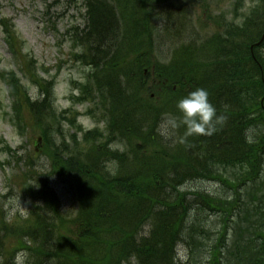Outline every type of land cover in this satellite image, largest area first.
I'll return each mask as SVG.
<instances>
[{
	"label": "trees",
	"instance_id": "16d2710c",
	"mask_svg": "<svg viewBox=\"0 0 264 264\" xmlns=\"http://www.w3.org/2000/svg\"><path fill=\"white\" fill-rule=\"evenodd\" d=\"M86 3L88 23L83 30L76 29L74 36L84 47L78 58L91 67L92 74L86 85L80 84L82 96L77 100L99 104L107 120L105 134L109 132L111 136L104 137L98 128L87 133L85 144L78 143L73 136L76 150L72 151L73 146L66 144L59 128L61 120L53 108L51 83L47 86L38 82L43 90L42 98L31 100L16 72L3 73L15 98L13 108L17 119H22L21 110L25 106L42 130L45 154L52 162L49 174L75 177L76 183L73 193L79 211L71 224L67 219L69 214L62 213L63 204L50 186L49 176L45 180L37 179L34 184L28 182L33 223L24 231L25 242L20 247L30 255L28 264H128L130 259L136 264H181L177 251L170 252L176 243L185 244L190 255L195 248L205 252L209 260L204 264H264V41L254 47L253 54L250 50L264 34V0H255L241 22L226 25L218 39L223 48L210 63V66L223 64V70L215 67L216 79L193 85L196 74L189 75L191 89L204 87L218 114L226 116L225 123L217 125L215 134L205 138L208 144L201 146L204 150L201 161L197 157L191 159L185 142L172 158L163 144H157L159 127L151 122L157 108L152 103L149 106L147 98L132 96L147 87L146 76L120 65L130 54L124 53L116 13L109 3L97 0ZM138 24L141 26L140 21ZM0 25L13 54L21 56L19 48L25 42L16 34L14 24L1 18ZM123 35L128 39V34ZM147 53L143 52L135 61H141ZM34 63L30 58L27 71H31ZM200 63L197 61L195 71L205 79L207 73L199 70ZM201 65L204 68L206 63ZM120 70L125 72L120 74ZM157 71L162 79H173L172 67H158ZM122 90L129 91L128 96H123L124 101L119 103L111 98L112 92ZM171 101L165 99L166 103ZM129 108H142L144 115L126 122L125 112ZM60 118L81 130L75 117L70 119L63 114ZM249 132L254 139L252 144L246 142ZM56 135L62 138V146L57 145ZM137 136L143 140L135 139ZM116 139L129 152L137 153L135 159L128 162L121 153L105 152L102 147ZM163 148L165 154L161 153ZM109 161L123 167L118 176L104 171ZM149 161L153 163L147 164ZM130 163L137 164V168L132 170ZM126 170L129 175L125 179ZM197 178L217 180L225 188L224 193L214 196L198 192L195 204L190 203L182 189ZM193 210L197 214L194 220ZM202 212L219 215L221 228L207 229L200 218ZM120 214H124V219L119 221ZM146 224H151L148 234L140 235ZM72 225L75 230L64 231ZM8 227L1 219L3 264H13L17 252L3 248ZM193 241L196 244L192 248Z\"/></svg>",
	"mask_w": 264,
	"mask_h": 264
},
{
	"label": "rangeland",
	"instance_id": "374dc122",
	"mask_svg": "<svg viewBox=\"0 0 264 264\" xmlns=\"http://www.w3.org/2000/svg\"><path fill=\"white\" fill-rule=\"evenodd\" d=\"M101 1L110 3V8L114 12L116 11L120 27L122 23L126 24L119 28V36L122 39L121 42L124 43V53L130 54L127 66H137L139 61L135 60H138L137 58L143 52H148L147 56H143L141 59L143 67L137 68V74L146 76L147 86L154 80H161L160 78L155 79L154 76L155 73L160 72L157 71L158 67H173L174 63H181L188 59L189 53L193 54L195 57L193 60L196 62V57L200 62L215 58L223 48L219 41H215L222 33V22H229L236 14H241V11H235L239 0H142V5L135 0ZM126 1H133L129 5H137L138 9L134 10L132 5L130 10L126 11L124 9ZM253 1L246 0L243 8L248 9ZM146 13L148 14L145 18ZM85 14L84 0H0V19L7 18L13 22L16 34L25 42L23 48H19L20 60L15 55L13 56V53L11 54L0 26V217L9 226L3 244V248L8 252L23 250L20 247L25 242L24 231L33 223L31 199L27 193L28 182L34 184L37 183V179L45 180V176H49L50 186L60 196L61 204L64 205L62 213L66 216L69 214L67 219L71 224L78 214L79 206L74 197L75 191L72 192L76 188V183L73 182L75 177L68 179L58 177L56 174H49L52 172V162L45 154V144L41 139L42 130L36 125V118L25 106L21 110L22 119H17L13 108L15 98L11 96L2 73L4 70L15 71L21 78L31 100L41 97L43 90L39 83L47 84V86L51 83L50 92L56 113L63 114L66 111L70 119H73V115H75L77 125H81L84 129L79 133L66 120L62 119L59 122V128L64 135H67V145L73 146L71 139L73 136H76L78 143L83 144V139L86 136L84 131L93 130L97 126L104 130V120L98 122L101 115L98 108L95 114H87L88 111L93 110V105L95 106L92 101L76 103L72 99L79 95L77 86L80 83L85 84L88 75H91L90 69L76 57L82 52L83 46L75 44L73 41L74 28L82 29L86 26ZM133 14H139L135 17L137 20H132ZM141 18H145L140 21L142 27L138 24ZM147 33L149 34L148 38ZM123 34H128V39L123 38ZM135 34L146 39L140 47H138L139 39L133 38ZM130 37L135 40V44L133 40H129ZM129 43L131 44L129 45ZM137 49L138 52L135 51ZM30 57L35 63L31 71H27ZM213 67L205 69L207 73V77L204 79L205 83L216 79L217 70ZM23 68L27 75L24 74ZM173 86L170 85V90L162 94V97L157 95L156 90L147 87L140 92L145 99L150 100H146L149 106L152 103L157 108L151 122L158 124L160 136L157 143L163 144L165 149L172 153L170 156L167 155L171 158L173 154L178 155V149L171 147L179 146L181 141L185 142L189 136H186L184 126L172 129L169 124L172 119H180L181 114L176 108L179 100L174 101L172 108L169 107V109L166 105L163 106L164 99L173 96V94L182 99L192 91L189 84H187L189 89L182 87L183 84L177 85L175 92H173ZM152 94H155L153 98ZM141 115H144L142 108H129L125 112L126 122L139 119ZM53 121L54 119L51 120V123ZM43 122L45 123V120ZM47 123H50V120ZM249 134L251 135L250 132ZM56 139L57 145L62 146V138L56 135ZM135 139L143 140L140 136ZM114 146L122 148V145L118 143ZM71 148L72 151H75V144ZM127 156L130 159H135L137 153L127 151ZM194 156L197 157V161L202 160V157L193 154L191 155L193 161ZM137 166V164L134 165L132 170ZM104 171L118 176L116 174L121 173L123 167L120 164L109 162ZM33 172H36L37 175L35 176ZM182 190H187V199L190 203L195 204V195L198 191L211 192L212 195L214 193L215 196H219L224 193L225 188L218 185L215 180L197 178L193 182L186 183ZM202 213L200 218L207 229L209 227L217 230L221 228L222 219L219 215L209 212ZM196 215V211L193 210L191 219L194 220ZM123 219L124 216L117 218L119 221ZM149 225L143 226L140 235H145L149 231ZM72 230H75L74 226L64 229L66 232ZM195 244V241L191 243L192 248ZM187 249L184 245L178 249L179 259L183 263L204 264L209 260L205 252L201 253L197 248H195L194 254L189 257ZM29 258L30 255L28 261ZM0 263L3 264L2 256H0ZM132 264L136 263L132 262Z\"/></svg>",
	"mask_w": 264,
	"mask_h": 264
},
{
	"label": "clouds",
	"instance_id": "9594fccd",
	"mask_svg": "<svg viewBox=\"0 0 264 264\" xmlns=\"http://www.w3.org/2000/svg\"><path fill=\"white\" fill-rule=\"evenodd\" d=\"M176 108L181 114L180 119L170 120V127L176 129L184 126L186 136H212L217 131V125H222L226 121V116L218 114L217 108L209 99L208 91L204 88H196L189 92L177 102ZM183 142L182 140L181 143ZM246 142L254 143L253 137L246 135ZM13 264H28V253L23 250L17 252Z\"/></svg>",
	"mask_w": 264,
	"mask_h": 264
},
{
	"label": "bare ground",
	"instance_id": "6f19581e",
	"mask_svg": "<svg viewBox=\"0 0 264 264\" xmlns=\"http://www.w3.org/2000/svg\"><path fill=\"white\" fill-rule=\"evenodd\" d=\"M133 5V9L135 10H137L138 9V6L137 5H134V4H132ZM147 14L148 13H146L145 14V18H146V16H147ZM145 18H141L140 19V21L141 20H143V19H145ZM141 23V22H140ZM141 27H142V25H141ZM120 32V30H118V33ZM135 36H137V34H135ZM195 57L193 56V54L192 53H189V57H188V59H186V60H184V61H182L181 63H174L175 65H173V67H172V69H173V74H172V80L169 82V84L170 85H174L173 87H176L177 85H182L183 83L186 85V87H187V84H189L190 85V83L188 82V80H189V75H191L192 73H194V74H196V76L195 77H193V85H195L197 82L198 83H200V81H204V78L202 77V75H201V73L200 72H198V71H195V65H196V61H194L193 59H194ZM196 59H197V61H199L200 62V60H199V58H197L196 57ZM202 63H206V65H205V67L203 68V66L201 65ZM211 59L210 60H208V61H206V62H204V61H201V63H200V67H199V70H204L205 71V69H209L210 67H212V66H210L211 64ZM219 63V62H218ZM218 63H216V64H214V67L213 68H215L216 67V65L218 66V67H216V68H218V70H223V64H218ZM197 68V67H196ZM215 68V69H216ZM185 82H187V83H185ZM202 86H200L199 85V87H196V88H201ZM188 88V87H187ZM190 88H191V85H190ZM202 88H204V87H202ZM136 91V90H135ZM141 91V90H140ZM140 91L138 92V94L136 93V94H132V96H138V98H145V97H143L142 95H141V93H140ZM128 94H129V91L128 90H122V92H118V91H115V92H112V96H111V98L113 99V100H115V101H117V102H119V103H121L122 101H124L123 100V96H128ZM210 96V95H209ZM210 99V98H209ZM178 137H179V135H178ZM208 138V136H205V135H199V136H197V135H193V136H189V137H187V139L185 140V144H186V147L188 148V151H191V152H193L195 155H199V157L204 153V150H203V147H201L202 146V144H204L205 142H207V144H208V140H206V139ZM238 138V137H237ZM174 139H176V137L174 136ZM178 139V138H177ZM180 141H181V139H180ZM128 143L126 142V145H127ZM157 144H159V143H157ZM181 144H183V143H180V145L178 146V145H176V146H174V147H171V148H177L178 149V152H179V150L182 148L181 147ZM160 145V144H159ZM201 147V148H200ZM102 148H105V152L106 153H109L110 154V152H118V153H121V155L120 154H118V155H120V156H122L124 159H126V161H128V162H130L131 160H130V158L127 156V155H124V154H127V147H125L124 145H122V148H116V146H114V145H110V144H108L107 146L106 145H104ZM113 148V149H112ZM161 153L162 154H165L166 153V151H165V149L163 148V150H161ZM123 154V155H122ZM133 163V162H132ZM151 163H153V161H149L147 164H151ZM131 164V163H130ZM131 166L133 167V165L131 164ZM128 175H129V170H126L125 171V173H124V178L126 179V178H128ZM187 191V190H186ZM186 191H184V192H186ZM73 192V191H72ZM198 192H200V193H208V192H206V191H198ZM197 192V193H198ZM209 194V193H208ZM55 195L58 197V199L61 201V198H60V196L57 194V193H55ZM196 196V195H195ZM215 196V195H214ZM124 214H120V216H123ZM135 216H137V214L136 215H133V217L135 218ZM1 217H0V221H1ZM150 226V228H151V224L149 225ZM152 226L154 227V224L152 223ZM149 232V231H148ZM148 232L146 233V234H148ZM181 245H184L186 248H188L185 244H183V243H180V244H178V246H177V243H176V247L175 246H171L170 248V252H171V254H174V253H176V251H179L178 249H179V247L181 246ZM175 247V248H174ZM178 260V259H177ZM175 262H176V258H175ZM127 263L128 264H132V260L130 259L129 261H127Z\"/></svg>",
	"mask_w": 264,
	"mask_h": 264
},
{
	"label": "flooded vegetation",
	"instance_id": "af4514ba",
	"mask_svg": "<svg viewBox=\"0 0 264 264\" xmlns=\"http://www.w3.org/2000/svg\"><path fill=\"white\" fill-rule=\"evenodd\" d=\"M175 89V88H174Z\"/></svg>",
	"mask_w": 264,
	"mask_h": 264
}]
</instances>
